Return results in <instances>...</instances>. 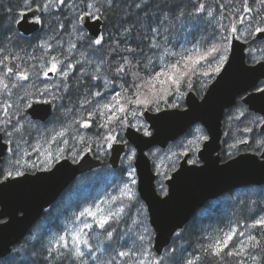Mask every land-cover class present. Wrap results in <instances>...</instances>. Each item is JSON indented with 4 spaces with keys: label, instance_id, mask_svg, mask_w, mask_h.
I'll return each mask as SVG.
<instances>
[{
    "label": "trees",
    "instance_id": "1",
    "mask_svg": "<svg viewBox=\"0 0 264 264\" xmlns=\"http://www.w3.org/2000/svg\"><path fill=\"white\" fill-rule=\"evenodd\" d=\"M87 1L81 0L82 8L85 9ZM249 1L256 7L252 29L250 30L252 31L257 27L264 26V4L260 3L259 0ZM209 3L210 5H208ZM199 4L206 5L207 9L216 6L217 11L222 10L226 19L223 18V20L219 16L222 23L219 22L218 18L214 20L209 17L207 19L201 17L200 12L196 10V6ZM221 4L225 5V8L222 9ZM24 5L25 0H0V59L7 57L9 67L28 68L29 73L32 74L42 61L50 58L48 56L49 49L47 55H45V48L40 45L41 40L48 35L57 37L59 25L63 23L62 21L67 13L62 5L60 6L62 9H58V12L48 11L47 14L41 12L42 26L39 31L30 35H23L18 30L15 21L19 13L25 9ZM101 5H105V0L101 2ZM233 6L237 7L238 4L236 6L231 3V6H227L225 0H201L199 3H194L191 0H119L118 6L111 10L107 9L106 6L102 8L103 16L101 18L104 22L102 43L96 45L93 37L85 35L86 40L89 42L86 48L96 55L100 61L101 69L103 68L106 74H109L114 80L116 78L120 79L116 81L123 84L120 92L122 93L124 87H130V81L148 79L150 74L160 71L164 64L173 60V56L167 54L166 48L176 50L183 42H186L190 45V50H203L210 41L220 40L221 35L230 36V27L221 28L220 25H231L238 19L239 12L231 11ZM59 10L61 11L59 12ZM230 11L231 15H229ZM78 26L82 29L80 25ZM236 27H239L238 23ZM46 33L49 34L46 35ZM246 39L249 41L250 47H257L262 42L254 34H250ZM228 42L229 40L226 43L228 49L225 53L226 56L230 48ZM152 44H156L157 47H152ZM59 48L63 49V47ZM16 56H19L20 59L16 60ZM248 60L251 61L249 58ZM215 64L216 62L213 63L212 67H215ZM117 68H121L123 71L118 73ZM3 73H6V69L0 66V74ZM216 74L217 72L210 70L207 75H200L197 71L186 78V83H182L178 99H176L177 95H174L175 91L173 90L170 93L171 95L162 102L155 105L151 104L147 108L143 106L142 110H159L165 107L182 106L184 105V95L188 90H194L199 96L203 95ZM94 77L95 74L92 72L81 74L80 71H73L67 79L57 78L59 85L62 86L57 89L61 95V102L72 107L81 99L84 102L88 101L89 98L91 99L93 96V93L91 95V82H93ZM28 81L17 82L15 77L4 79V82L9 84V89L5 91L0 85V119L4 115L2 110L5 103H15L13 99L15 94L24 96L22 106H26L30 99L42 97L32 95L36 92V89L34 85L27 86ZM13 82H17L18 87H12ZM96 83H99V81L97 80ZM41 90L43 89L41 88ZM246 111L249 121L243 117H229L231 109L226 111L224 117L223 128L226 131V136H232L236 140L249 139L245 147L236 146L234 153L242 149L257 151L260 146V143L255 142L262 132L259 125L253 124L254 121H252L257 114L248 109ZM20 114L25 115L22 107ZM57 115L58 112L54 111L46 122L31 119L30 121L38 126L45 127L48 121L56 118ZM115 115L119 116L121 120L126 119L130 123V119L126 115L121 113ZM102 116L97 113L92 115L93 120L100 123L97 129L92 127L95 135L98 136V140H87L82 142L84 146H81V150L90 149L94 156L100 157L103 161L102 166L79 175L50 208L43 213V216L30 229L27 236L13 247L10 254L0 259V264H106L109 257H115L114 264H125V259L116 256V253L128 250L131 247L141 246L142 249L148 250L143 257L145 261L159 258L160 255L153 248L154 231L149 223L145 204L140 198L135 185L133 186L132 199H128L125 195L121 200L122 203L118 206H122L124 211L119 224L115 226L111 240L107 238L104 230L96 225H93L92 229H88L89 245L85 248L86 255L82 262L74 260L72 256L65 258L63 255H59L56 251V245L50 243L49 238L53 232H63L64 221H70L86 203L95 197L96 190L109 184L111 174L114 173L115 175L114 182H117L118 178L124 174L122 165L113 168L109 164L108 149H106V143L102 140L106 138L108 132L113 133L118 130L120 131L119 138L124 140L122 128L125 124L121 125L119 121L113 119L117 123L114 127L113 121L112 123L109 121L107 112L103 116V121H100ZM57 117L56 119L60 120L59 117L61 116ZM1 129L5 132L4 128ZM62 156L72 158L66 150ZM223 157L227 158L224 154ZM6 162L7 156L4 157L1 166L0 175L2 177L9 173L6 172ZM36 168L24 166L23 170H34ZM10 173L14 174L16 171ZM241 189H243L241 194L231 191L225 196L226 198L218 199V202H207L205 207L196 212L184 227L174 235L161 255L169 258L173 264H176L178 259L180 260L188 255L191 259L196 260V264H237L238 257H226L223 260H217L210 255L206 256L202 249L210 242V237H216L222 231H228L229 226L244 231L247 221L264 213V184ZM228 195L231 198H228ZM140 228H143L144 232H141ZM252 230L251 235L257 237L260 247H250L249 254L254 253L256 256L252 258L248 254L247 256L250 257L248 260L254 259L258 261V264H264V235H262L264 230L260 228H252ZM141 236L144 237L142 241L139 239ZM109 244H111V248L108 247ZM89 247L92 249L91 253H89ZM63 251L64 249H60V252ZM135 258H142L139 252L135 253ZM244 258L247 257L244 256Z\"/></svg>",
    "mask_w": 264,
    "mask_h": 264
},
{
    "label": "water",
    "instance_id": "2",
    "mask_svg": "<svg viewBox=\"0 0 264 264\" xmlns=\"http://www.w3.org/2000/svg\"><path fill=\"white\" fill-rule=\"evenodd\" d=\"M102 25V18L93 24H81L93 37L101 34ZM17 28L22 34L30 35L40 28V24L17 23ZM256 37L263 39L259 34ZM246 47L247 42L234 35L222 69L202 97L192 90L186 94V107L144 110L143 117L151 130L149 134L132 125L125 129L127 141L136 148L137 191L147 207L157 253L170 244L173 235L208 200L247 185L264 183V148L260 154L244 151L224 161H221L220 154L224 112L237 102L238 96L251 90L242 97V101L250 110L264 116V88L252 90L264 78V60L248 63ZM53 110V100L40 99H33L24 108L26 115L41 121L47 120ZM197 122L208 133L197 152L201 162L190 163V152H187L165 180L167 191L161 194L156 184L157 173L147 150L155 146L166 147ZM261 129H264V122ZM7 149L8 143L0 131V164ZM125 150L124 142L112 144L109 161L113 167L119 165ZM101 163V159L88 150L77 161L63 157L49 169L0 179V258L12 251L13 245L28 233L44 210L58 199L77 175L99 167Z\"/></svg>",
    "mask_w": 264,
    "mask_h": 264
},
{
    "label": "rangeland",
    "instance_id": "3",
    "mask_svg": "<svg viewBox=\"0 0 264 264\" xmlns=\"http://www.w3.org/2000/svg\"><path fill=\"white\" fill-rule=\"evenodd\" d=\"M102 1L103 0H88L85 3V9L80 6V2H78L77 0H67L65 4L62 5L67 13L65 15V19L62 21L63 23L59 25V31H62L63 34L56 38V36L52 37L51 35H48L50 32L46 33V35L48 36H45L46 37L44 41L45 45L43 44V46L46 49L55 48L54 49L55 52H53L55 54L52 55L49 52L48 55L50 58L44 61L43 63H41L44 65H49L51 61V57L58 55L57 56L58 60H60L63 64H72L74 66L71 70H69V75L73 71H80L81 73L92 72L93 74H95V77L92 80L93 82H91V87H92L91 95L93 93L92 98L91 99L89 98L88 101L85 102L83 99H81L80 101L77 102V104H74L73 107L66 106L63 102H61V95L58 93L57 88L54 87L55 84H59L58 80H56L57 78L60 77L59 74L53 75L52 77L49 76V78H45L43 76L42 70L40 69V65H41L40 64L39 67L36 69V71L30 74V79L27 83V86L34 85V88L36 90L37 89L41 90V88L44 89L45 87H47L50 90L54 91L56 94V98H53L48 94H45L46 95L45 97L42 96L37 99L53 100L55 104L54 111L57 112V110H59L58 116L61 115V117L60 120H57L56 119L57 117L54 118L55 120L54 119L49 120L48 124L45 127L38 126L37 124L31 122L26 115L22 116L20 114L21 107L24 108L25 106V105L22 106L24 102L23 95L15 94L13 97L15 103H5V105L10 106L7 108V111L11 116L10 120L5 115H2V118L0 119V129L1 128L5 129L4 132L5 139L9 143L8 152L6 154L7 156L6 172H13V171H16L17 173L23 172L24 166L27 167L41 166L42 168L49 167L54 163L55 160L62 157V154L64 153L65 150L67 151V153H70V156H72V158H78L81 154L87 151L86 149L85 151L81 150V146H84L82 142H85L87 140H98V136L95 135L92 127H96L97 129L100 123L96 120H93L92 115L94 113H97L99 115L104 116L107 112L109 121H111V123L113 121V125L115 127L117 123L111 118L113 116L114 109L113 110L105 109L103 105L111 103L112 97L116 96L117 94H120L119 99L121 103H124V99L126 97L135 99L134 96V92L136 90L135 86L142 84L144 79L140 81H137V79H134V81H130L131 82L130 87H124L122 90L123 92L120 93L123 84H121L119 81H116L120 79L119 78H116V80L112 79V77L109 74L105 73V70L103 68L101 69V64L99 59L96 57L95 54L89 52L86 48L89 44V42L86 40V37H84V35H88L87 30L81 25L80 26L82 27V29H80V27L77 24L76 21L77 14L86 11L87 5L89 3L95 2L97 7H100ZM46 2L47 0H43L41 2V5L45 4ZM249 2L250 1L248 0V6L253 8V11L251 13L244 10L242 6V0H232L231 2L233 5L236 6L238 4L237 7L240 8L238 17L243 15L246 18L244 24H239V27H237L238 31L235 34L237 37L243 40H247L246 37L249 36L250 34H254V36L256 34L255 30L250 31L252 29V22L254 20L256 7L253 5V3H249ZM225 4L229 6V0H225ZM60 6L61 5H59L57 8L50 9L49 12L57 11ZM221 12H222L221 9L217 11L216 6H212L210 9H207L205 7V11L200 12V14L201 17L203 18L209 17L215 20L221 15ZM44 13L47 14L48 12H44ZM203 14L205 15L203 16ZM249 16L252 19L250 20L247 19V17ZM39 17L42 21V16ZM63 24H65L66 28L63 26ZM232 36L233 35L230 34L228 46L230 45ZM97 38H94L93 41H95V39ZM210 44H216L217 46H219L220 40L218 39L212 40L209 42L207 46H210ZM59 47H63V49ZM185 49L190 50L191 48L188 43L183 42L178 47V49L175 50L174 48H166V51H168V53L173 51L176 53H181ZM247 53H248V58L251 61L264 59V39L259 44V46L247 48ZM45 55L47 54L45 53ZM176 59H178V57H173V60H171L169 63L174 62ZM213 63H215V61ZM209 71L210 69L207 64H202V66H200L198 70L200 75H203L205 72L209 73ZM35 72L40 73L38 79L34 74ZM97 80L99 81V83H96ZM261 86H264V81ZM96 93H100L101 95H96ZM178 94L179 92L176 91L174 92V95H177L176 99L180 97L178 96ZM162 95L163 98L160 99L158 103L162 102V100H165L171 94H167V95L162 94ZM31 101L32 99L28 100V103L26 104H29ZM153 105H155V103ZM125 107L126 109H128L126 116L130 119V123H128L126 119H123L125 124L124 128L127 124H132L140 131H143L146 134L150 133V130L148 128V123L144 120L143 116H140V113L142 112L143 109L142 108L143 105H133L129 103L126 104ZM2 112L4 113V106ZM133 112H135V115H132ZM115 114L119 115V112H115ZM229 115H230L229 117H233V118L238 116L245 118V120L247 121L250 120L249 118H247L248 115L246 108L244 105L241 104V102L238 103L236 107H234L233 111H231ZM103 116L100 118L101 119L100 121H103ZM85 121H90L91 126L84 127L83 123ZM252 121H254L253 124L260 125L262 119L260 121V117L256 115L252 119ZM111 123L109 124L110 126ZM124 128H122V131H124ZM61 131H63L65 135L62 138L57 137L56 142L52 144L51 137ZM119 133H120L119 130L113 133L108 132L106 138L102 140L103 142L106 143V149H108V153H110V148L108 147V144L109 143L112 144L113 142L109 141L107 137L110 135H114L116 136V141H118L120 140L118 136ZM206 138H207V133L204 131L203 127L200 124H196L191 128L189 132H187L185 135L180 137L177 141L169 144L166 148L152 147L148 150V154L152 159L154 169L158 174L157 187L159 192L161 193L165 192V186H166V184L164 183L165 178L168 177L172 172V170L178 166L180 158L186 151L193 150L192 152L194 154L193 161L197 160L196 152ZM63 140H67V143L66 144L63 143L62 142ZM256 140L257 141L255 143L257 144L260 143L259 145L261 146L262 145L261 143L264 142V134L262 133ZM238 141L241 142L243 140H236L232 136H226V132H224L223 154L225 157H229V155L234 154L235 147L237 146ZM37 147H39V152L36 151ZM134 159H135V147L131 145L128 146L126 152L122 155L120 160L121 165L124 168L123 170L124 178H122L123 176L119 177L118 181L114 182L115 175L114 173L111 174L109 179V184L96 190L95 197L92 200H90L88 203H86L82 207L80 212L84 211L86 208L93 207L94 204L99 205L105 210L109 209L110 207L112 208V210H116V208H118L119 204L122 203V201L119 200L117 201V203H112L109 198L113 196H120L119 190L124 188L125 183H128L131 189V193L133 195V189H134L133 186L134 185L136 186V182H137ZM17 160L20 161L19 164L16 163ZM129 172H132L131 176H129ZM133 180L135 181L134 184L131 183ZM236 192L237 194H241L243 193V189L236 190ZM227 197L231 198L229 195ZM214 202H218V199ZM93 210H95V208H93ZM80 212H77L73 216V218L70 219V221H64L63 232L61 233L53 232V234L49 238L50 243L54 244L53 242L56 241L61 235H67L69 241H71L72 237L77 234L80 235L81 240L88 239L87 236L88 229H85L83 227V224L90 223L92 225H95V222L89 216L81 217L79 215ZM261 216H264V213L260 214L258 217L255 218L257 219ZM253 218L250 220V222L246 224L247 227L244 226L245 236L241 237L240 239L246 240L247 236L252 234L253 230L251 231L252 228L249 227V225H251L252 222L255 220ZM140 230L141 232H144L143 228H140ZM80 247L85 252L86 246L80 245ZM249 255H251L252 258L256 256V254L254 253H251ZM246 257H247L246 259L244 257H238L237 259L238 260L243 259L245 264H258V261L248 260L250 259V257L247 255ZM157 259L160 260V264H173L169 258L164 257L163 255H160L159 258ZM189 259H191V257L188 255L185 258H182L180 260L178 259V262L176 264H186V262Z\"/></svg>",
    "mask_w": 264,
    "mask_h": 264
},
{
    "label": "snow or ice",
    "instance_id": "4",
    "mask_svg": "<svg viewBox=\"0 0 264 264\" xmlns=\"http://www.w3.org/2000/svg\"><path fill=\"white\" fill-rule=\"evenodd\" d=\"M34 0H25V9L19 13L15 23L20 25L23 24H41L42 21L39 16L36 15V12L43 11L48 12L52 8H57L59 5H64L65 0H47V2L43 5L37 4L35 9L32 8V3ZM232 0H229V5L231 6ZM260 3L264 4V0H259ZM119 0H105V5H101L97 7L96 3H89L87 5V10L83 13L77 14L76 21L77 24H93L101 19L103 16L102 8L105 6L107 9L111 10L118 6ZM138 7L140 5H137ZM242 6L245 11L251 13L253 8L248 6V0H242ZM220 7L223 9L225 5L221 4ZM197 12H204L205 6L204 4H199L196 6ZM231 11L240 12L239 7H232ZM231 11L229 15H231ZM31 12L32 15L29 16L28 13ZM221 18H225L223 12H221ZM245 16L241 15L238 19L232 23L231 25H221V28H229L230 34L235 35L238 31L236 24H244ZM247 19H252L250 16ZM62 26V25H61ZM255 33L259 34L262 38H264V28L257 27L255 29ZM99 38L95 39V44L100 45L102 43L103 37L100 36L99 33L96 34ZM238 38V37H237ZM229 40V36L221 35L220 44L217 46L216 44H210V46H205L203 50L201 49H193L187 50L185 49L181 53L169 52L168 55L173 57H178L174 62L166 63L163 65L160 71H156L153 74H150V78L144 79L143 83L140 85H136V90L134 92L135 99H131L130 97H126L124 99V103L120 102L119 96L112 97V102L109 104H104L103 107L105 109L113 110L112 119L119 121L121 125L124 124V121L120 119L119 116L115 115V112H119L122 115H126L128 109H126V104L133 105H143L147 108L151 104H158L159 100L163 98L162 94H170L173 90L179 92L182 83H186V78L190 75L195 74L202 64H207L209 69L214 72L220 71V66L225 62L227 56L225 53L228 51L226 47V43ZM152 47H157L156 44H152ZM16 60H19L20 57L16 56ZM216 62L215 67H212L213 62ZM8 58L4 57L0 59V66H3L6 69V73L0 74V85H2L3 89L7 91L9 89V84L4 82L5 78L15 77L16 81H27L30 79V73L28 68H20L18 66L9 67L8 66ZM74 66L72 64H63L56 56L51 57V61L49 65H40V69L42 70L43 76L45 78H49L50 74L56 75L59 74L60 77L67 79L69 76V70H71ZM123 69L117 68V72H122ZM36 78H39L40 73L35 72ZM208 73L205 72L204 75ZM13 82L12 87H18V83ZM55 88L60 89L62 86L59 84L54 85ZM66 87V86H65ZM48 94L53 98H56V94L54 91L45 87L43 90L37 89L35 93L32 95H40L43 96ZM96 95H101L100 93H96ZM23 98V97H21ZM37 103H48V101H36ZM9 105H4V115L11 119L10 114L7 111ZM31 107V105H29ZM158 110V109H157ZM135 115V112L132 113ZM7 122V121H5ZM84 127H90V121H85L83 123ZM102 127L104 125H101ZM65 133L63 131L56 133L51 137V142L54 143L57 140V137H63ZM109 141H116V136L110 135L107 137ZM47 142V141H46ZM63 143H67V140H63ZM108 147L111 148L112 144L109 143ZM36 151L39 152V147L36 148ZM17 164L20 163L19 160L16 161ZM11 176V173H8ZM132 175V172H129V176ZM131 183H135L133 180ZM120 196L110 197V201L112 203H117V201L122 200L126 195L128 199H132L131 189L128 183L124 184V188L120 189ZM95 208V210H93ZM124 211L122 206L116 208V210L109 209L105 210L99 205H93V207L86 208L84 211L80 212L79 215L89 216L95 222V225L104 230L107 238L111 240L113 237V232L115 231V226L119 224L121 215ZM83 227L85 229H92L93 225L90 223H84ZM249 227L255 229L260 228L264 230V216H261L253 221ZM264 235V232H262ZM245 236V232L239 230L236 227L229 226L228 231H222L219 236L210 237L209 243L205 245L202 249L206 256L215 257L217 260H223L226 257H244L249 254L250 247H260V242L257 240V237L254 235H248L246 240L240 239ZM141 241L144 239L143 236L139 238ZM56 245V251L59 255H63L65 258L72 256L74 260L83 261L85 257V252L82 250L80 245L88 246V239L81 240L80 235L77 234L72 237L71 241L68 240L67 235H61L59 238L53 242ZM111 248V244L108 246ZM127 247V245H125ZM60 249H64L63 252H60ZM51 251V250H50ZM147 249H142L141 247H131L125 251H118L116 256L125 259V264H160V260H147L143 259L144 254L147 252ZM92 252L91 247H89V253ZM139 252L141 259L135 258V253ZM94 259V257H93ZM115 257H109L106 261V264H114ZM186 264H196L195 259H189ZM237 264H245L243 259L237 260Z\"/></svg>",
    "mask_w": 264,
    "mask_h": 264
},
{
    "label": "bare ground",
    "instance_id": "5",
    "mask_svg": "<svg viewBox=\"0 0 264 264\" xmlns=\"http://www.w3.org/2000/svg\"><path fill=\"white\" fill-rule=\"evenodd\" d=\"M42 1H43V0H35V2H33L31 6H32V7H36L37 4L41 5L40 3H41ZM77 1L80 2V6H81V0H77ZM210 2H212V1H210ZM212 3H213V2H212ZM208 5H210V3H209ZM24 6H25V5H24ZM205 6H206V5H205ZM206 8H207V6H206ZM59 9H62V8L60 7ZM208 9H209V8H208ZM64 10H65V9H64ZM213 10H214V9H213ZM60 11H61V10H59V12H60ZM206 11H207V10H206ZM57 12H58V11H57ZM62 13H64V12H62ZM207 14H208V12H207ZM214 14H215V13H214ZM200 15H201V14H200ZM204 15H205V14H203V16H204ZM46 16H47V15H46ZM215 16H216V15H215ZM220 16H221V15H220ZM216 17H217V16H216ZM216 17H215V18H216ZM206 19H207V18H206ZM218 19H219V17H218ZM225 19H226V18H225ZM227 19H228V18H227ZM209 20H210V19H209ZM223 20H224V19H223ZM205 21H207V20H205ZM64 22H65V21H64ZM67 22H68V21H67ZM219 22H222V21H220V19H219ZM219 22H218V23H219ZM208 23H209V22H208ZM215 23H216V22H215ZM222 23H223V22H222ZM226 23H227V22H226ZM209 24H210V23H209ZM212 24H213V23H212ZM227 24H228V23H227ZM64 25H65V24H63V26H64ZM80 25H81V24H80ZM220 26H221V25H220ZM61 27H62V26H61ZM65 28H66V26H65ZM216 28H217V27H216ZM60 29H61V28H60ZM66 30H68V29H66ZM20 33H21V32H20ZM65 33H66V31H65ZM72 33H73V32H72ZM87 33H88V32H87ZM21 34H22V33H21ZM42 34H43V33H42ZM62 34H63L62 31H58V35H57V37H59V36L62 35ZM88 36H90L89 33H88ZM43 37H44V36H43ZM57 37H56V38H57ZM84 37H85V35H84ZM90 37H91V36H90ZM45 38H46V37H44L43 39L41 38V39H42L41 42H40V45H41V46H43L44 41H45ZM60 38H61V37H60ZM182 39H183V38H182ZM51 42H52V41H51ZM44 45H45V44H44ZM65 46H66V45H65ZM92 48H93V47H92ZM45 49H46V48H45ZM45 49H44V51H45L46 54H47V53H48V49H47V50H45ZM54 49H55V48H54ZM54 49H52V48L49 49L50 54H52V55L55 54V53H53V52H55ZM61 51H62V49H61ZM61 51H60V54H61ZM63 51H64V50H63ZM51 52H52V53H51ZM56 54H57V53H56ZM58 54H59V53H58ZM60 54H59V55H60ZM48 56H49V55H48ZM50 56H51V55H50ZM57 56H58V55H57ZM57 56H56V57H57ZM43 62H44V61H42V63H43ZM39 65H40V64H39ZM105 73H106V72H105ZM81 74H82V73H81ZM83 76H84V75H83ZM84 78H85V77H84ZM94 102H95V101H94ZM73 106H74V105H73ZM73 106H72V107H73ZM89 110H90V109H89ZM58 111H59V110H57V112H58ZM68 113H69V112H68ZM56 114H57V113H56ZM60 114H61V113H60ZM57 116H58V115H57ZM57 116H56V117H57ZM60 116H61V115H60ZM57 118H58V117H57ZM59 118H60V117H59ZM54 120H55V119H54ZM61 120H62V119H61ZM60 122H61V121H60ZM52 144H53V143H52ZM258 212H259V211H258ZM253 215H254V214H253ZM253 215H252V216H253ZM254 216H255V215H254ZM255 217H256V216H255ZM255 217H254V219H256ZM247 222H250V221H247ZM252 223H253V222H252ZM245 226L247 227V225H245ZM246 229H247V228H246ZM249 229H250V228H249ZM249 229H248V230H249ZM253 260H254V259H253Z\"/></svg>",
    "mask_w": 264,
    "mask_h": 264
},
{
    "label": "flooded vegetation",
    "instance_id": "6",
    "mask_svg": "<svg viewBox=\"0 0 264 264\" xmlns=\"http://www.w3.org/2000/svg\"><path fill=\"white\" fill-rule=\"evenodd\" d=\"M192 153V152H191ZM193 158H194V154L192 153L191 155H190V161H193ZM193 162H195V161H193Z\"/></svg>",
    "mask_w": 264,
    "mask_h": 264
}]
</instances>
